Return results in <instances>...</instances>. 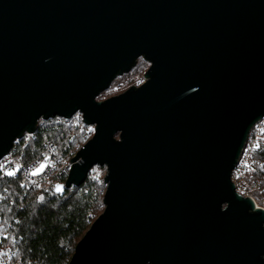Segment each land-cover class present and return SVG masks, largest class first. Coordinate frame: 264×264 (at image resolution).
Returning <instances> with one entry per match:
<instances>
[{
  "label": "water",
  "instance_id": "water-1",
  "mask_svg": "<svg viewBox=\"0 0 264 264\" xmlns=\"http://www.w3.org/2000/svg\"><path fill=\"white\" fill-rule=\"evenodd\" d=\"M140 58L145 83L97 98ZM81 114L104 212L69 264H264V210L232 182L264 117V0H0V162Z\"/></svg>",
  "mask_w": 264,
  "mask_h": 264
},
{
  "label": "trees",
  "instance_id": "trees-1",
  "mask_svg": "<svg viewBox=\"0 0 264 264\" xmlns=\"http://www.w3.org/2000/svg\"><path fill=\"white\" fill-rule=\"evenodd\" d=\"M148 64L144 58H140L127 73L128 76L143 74ZM114 83L101 93L97 101L105 102L112 98L107 94ZM92 128L83 123L81 114L70 120L60 117L40 120L32 135H24L14 143L11 163L26 166L36 164L46 154L47 143L51 142L58 147V169L61 170L93 138L95 130ZM256 159L260 165L251 177L261 184L255 199L262 204L264 141L260 144ZM61 181L65 180H58L53 175V180L44 181L40 188L27 196L15 179L7 177L0 181V216L11 235L7 243L14 254L11 264H69L77 244L104 212L105 187L97 186L88 179L81 187L56 192Z\"/></svg>",
  "mask_w": 264,
  "mask_h": 264
},
{
  "label": "built area",
  "instance_id": "built-area-1",
  "mask_svg": "<svg viewBox=\"0 0 264 264\" xmlns=\"http://www.w3.org/2000/svg\"><path fill=\"white\" fill-rule=\"evenodd\" d=\"M144 83L145 81L136 87H140ZM27 135L29 136V134H26L25 136ZM263 141L264 117L252 128L244 149L242 150L238 163L232 172L231 178L236 191L240 195L250 198L257 205H259L260 209L264 210V202H262V204H259L255 199V193H258L261 190V184L252 180L251 177L253 171H255V169L260 165L256 157L259 151L260 144ZM46 146L47 151L44 157L32 166L12 164L10 152L9 155L0 162V181L3 178L7 177L15 179L17 182H19L21 188L25 192V196L31 193L34 189L40 188L41 184L44 181L53 180V175H56V178L58 180L64 179L65 181H61V184L64 185L67 182L72 170V160L61 170H59L58 147L51 142H48ZM75 156L76 155H74V157ZM9 173H12V175H9ZM106 176V167L95 166L89 171L87 180L89 179L97 186L105 187L107 189V185L105 183ZM87 180L84 184L87 183ZM10 239L11 235L7 228V225L0 216V264H11V260L14 254L11 248L7 245Z\"/></svg>",
  "mask_w": 264,
  "mask_h": 264
},
{
  "label": "rangeland",
  "instance_id": "rangeland-1",
  "mask_svg": "<svg viewBox=\"0 0 264 264\" xmlns=\"http://www.w3.org/2000/svg\"><path fill=\"white\" fill-rule=\"evenodd\" d=\"M149 68H150V64L145 66V71H144L143 74H138L135 77L128 76V74H126L125 76L122 75L119 78L115 79L114 82H116V83H114L111 86V89H110L111 92L109 94H107V95H110L111 97H115V96H118L120 94H123L124 92H126L132 86H134V87L139 86L142 82L145 81V77L144 76L147 74Z\"/></svg>",
  "mask_w": 264,
  "mask_h": 264
},
{
  "label": "snow or ice",
  "instance_id": "snow-or-ice-1",
  "mask_svg": "<svg viewBox=\"0 0 264 264\" xmlns=\"http://www.w3.org/2000/svg\"><path fill=\"white\" fill-rule=\"evenodd\" d=\"M9 175H12V173H9Z\"/></svg>",
  "mask_w": 264,
  "mask_h": 264
},
{
  "label": "bare ground",
  "instance_id": "bare-ground-1",
  "mask_svg": "<svg viewBox=\"0 0 264 264\" xmlns=\"http://www.w3.org/2000/svg\"><path fill=\"white\" fill-rule=\"evenodd\" d=\"M259 207V205H257Z\"/></svg>",
  "mask_w": 264,
  "mask_h": 264
}]
</instances>
